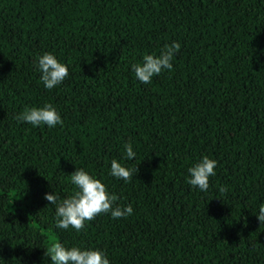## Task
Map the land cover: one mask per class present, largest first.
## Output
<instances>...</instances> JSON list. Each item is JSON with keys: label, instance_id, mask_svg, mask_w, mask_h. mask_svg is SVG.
Wrapping results in <instances>:
<instances>
[{"label": "trees", "instance_id": "trees-1", "mask_svg": "<svg viewBox=\"0 0 264 264\" xmlns=\"http://www.w3.org/2000/svg\"><path fill=\"white\" fill-rule=\"evenodd\" d=\"M172 41L173 69L140 83L131 65ZM46 51L68 68L50 90L33 63ZM44 104L62 124L16 119ZM203 155L217 161L207 191L185 182ZM75 167L132 214L55 228L43 197L71 195ZM261 203L264 0H0V264H50L56 242L110 264H264Z\"/></svg>", "mask_w": 264, "mask_h": 264}, {"label": "clouds", "instance_id": "clouds-1", "mask_svg": "<svg viewBox=\"0 0 264 264\" xmlns=\"http://www.w3.org/2000/svg\"><path fill=\"white\" fill-rule=\"evenodd\" d=\"M181 45L177 41L166 44L158 54H143L140 62L131 65V71L135 78L143 84H148L154 76L164 70L173 69L172 59ZM39 72V79L47 90L61 84L68 76L67 66L60 62L53 53L43 52L38 54L33 61ZM17 120L31 124L32 126L46 125L49 128L62 124L59 112L50 104L39 107L26 108ZM124 156L132 160L136 156L131 142L123 145ZM217 161L207 155L194 161L188 167V175L185 182L200 191H207L209 178L216 175ZM132 170L123 165L117 159L110 161L109 175L116 179L127 182ZM69 180L74 185V192L64 198H60L53 191L46 192L44 199L54 206V227L61 230L69 228L79 231L84 227L86 221L92 220L101 213L110 214L113 219L126 218L132 214L130 204L114 206L116 197L110 194L101 180L90 174L84 168H77L69 174ZM218 191L224 193L226 188L221 186ZM260 224L264 223V203L258 205L255 213ZM45 255L49 257L50 264H110L109 258L103 250L91 247L73 245L66 247L56 242L50 245Z\"/></svg>", "mask_w": 264, "mask_h": 264}]
</instances>
